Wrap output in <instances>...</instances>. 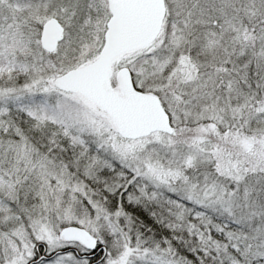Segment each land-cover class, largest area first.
<instances>
[{
	"label": "snow or ice",
	"instance_id": "1",
	"mask_svg": "<svg viewBox=\"0 0 264 264\" xmlns=\"http://www.w3.org/2000/svg\"><path fill=\"white\" fill-rule=\"evenodd\" d=\"M0 264H264V0H0Z\"/></svg>",
	"mask_w": 264,
	"mask_h": 264
}]
</instances>
